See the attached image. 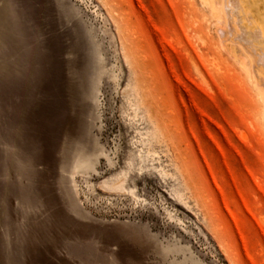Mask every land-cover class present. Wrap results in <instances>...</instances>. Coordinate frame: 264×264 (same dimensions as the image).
Listing matches in <instances>:
<instances>
[{
	"label": "rangeland",
	"instance_id": "obj_1",
	"mask_svg": "<svg viewBox=\"0 0 264 264\" xmlns=\"http://www.w3.org/2000/svg\"><path fill=\"white\" fill-rule=\"evenodd\" d=\"M229 31L224 0H0V264H264Z\"/></svg>",
	"mask_w": 264,
	"mask_h": 264
},
{
	"label": "bare ground",
	"instance_id": "obj_2",
	"mask_svg": "<svg viewBox=\"0 0 264 264\" xmlns=\"http://www.w3.org/2000/svg\"><path fill=\"white\" fill-rule=\"evenodd\" d=\"M229 38L249 52L256 84L264 92V0H224ZM115 17V16H114ZM77 35L80 36L78 33ZM261 94V95H262ZM264 98V96H262Z\"/></svg>",
	"mask_w": 264,
	"mask_h": 264
}]
</instances>
